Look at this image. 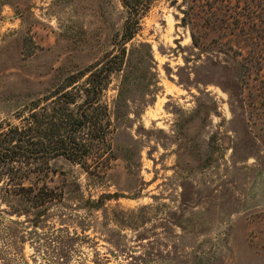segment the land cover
<instances>
[{
	"label": "rangeland",
	"instance_id": "374dc122",
	"mask_svg": "<svg viewBox=\"0 0 264 264\" xmlns=\"http://www.w3.org/2000/svg\"><path fill=\"white\" fill-rule=\"evenodd\" d=\"M124 15L0 0V123L114 49ZM140 20L126 46L151 57L124 65L107 166L49 158L38 218L0 201V264H264V0H152Z\"/></svg>",
	"mask_w": 264,
	"mask_h": 264
},
{
	"label": "trees",
	"instance_id": "16d2710c",
	"mask_svg": "<svg viewBox=\"0 0 264 264\" xmlns=\"http://www.w3.org/2000/svg\"><path fill=\"white\" fill-rule=\"evenodd\" d=\"M151 1L119 0L125 15L114 49L99 61L64 74L17 111L16 122L0 123V201H24L23 208H13L15 214L33 209L31 214L38 218L48 203L59 198L39 174L49 158L64 156L89 175H99L107 166L112 156V110L132 83V71L124 65L131 58L151 57L146 41L126 46L140 30V19ZM113 73L118 77L116 93L108 99Z\"/></svg>",
	"mask_w": 264,
	"mask_h": 264
}]
</instances>
